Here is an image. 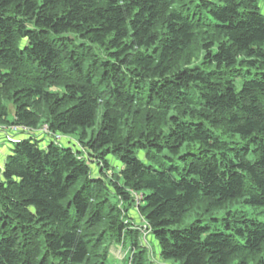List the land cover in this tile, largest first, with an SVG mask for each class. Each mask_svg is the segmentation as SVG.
I'll return each mask as SVG.
<instances>
[{
    "label": "trees",
    "instance_id": "obj_1",
    "mask_svg": "<svg viewBox=\"0 0 264 264\" xmlns=\"http://www.w3.org/2000/svg\"><path fill=\"white\" fill-rule=\"evenodd\" d=\"M0 125V264H264V0H0Z\"/></svg>",
    "mask_w": 264,
    "mask_h": 264
},
{
    "label": "rangeland",
    "instance_id": "obj_2",
    "mask_svg": "<svg viewBox=\"0 0 264 264\" xmlns=\"http://www.w3.org/2000/svg\"><path fill=\"white\" fill-rule=\"evenodd\" d=\"M13 112H11V114L9 115V119L12 120L13 119ZM100 119L98 117V120H97V124L99 123ZM14 126L12 127H8V125H0V168L2 167V163L3 161L5 160V157L3 156V153L6 152V156L10 154V150L12 148V144H9V147L8 148H5V144H7L6 140L4 139V136H6L7 138L9 137V140L8 142L10 141H13V140H16L18 138V135L19 134H23V133H28V135H36V136H39V139H43L45 137V142L46 143H50L51 141L55 140L52 136H51V133L48 129V126L47 125H43L42 127H40L38 130L34 129V131H29L27 130L26 132L23 131V128H19V130H13ZM88 132L90 133V129L88 130ZM61 136L58 137V139H60ZM63 142H67V143H71V144H74V146L80 148L81 147V144L78 142V138L77 136H74V137H69V136H63ZM9 142V143H10ZM2 147H4V149H2ZM2 152V153H1ZM109 162H110V171H111V175L112 174H118L119 171H120V168H121V164L120 162L113 158V157H109L108 158ZM241 208L243 210H247L249 212H252V208L247 206V205H243L241 206ZM139 215V214H138ZM141 217V218H140ZM139 218L140 220L142 219V216L139 215ZM259 219L263 220L264 218L259 215L258 216ZM143 222V220H141ZM140 223L138 224L139 226H142V242H143V245L146 246L150 252H154V251H157V247H156V242L155 240L150 236H148V232L146 230L147 226L143 223ZM150 240V243H149V240ZM151 244V245H150ZM152 246L155 248H152ZM115 252V255L117 256V258L119 257L120 260L124 259L125 255L126 257L128 258L127 254H128V250L126 251H122L124 253V255H122V252L120 250L116 251V250H113ZM126 253V254H125ZM151 254V253H150ZM120 255V256H119ZM151 257L153 260H155L156 262H158L157 258H155V256H153L151 254ZM161 263V262H160ZM158 263V264H160ZM162 264V263H161ZM164 264H168V263H164Z\"/></svg>",
    "mask_w": 264,
    "mask_h": 264
},
{
    "label": "crops",
    "instance_id": "obj_3",
    "mask_svg": "<svg viewBox=\"0 0 264 264\" xmlns=\"http://www.w3.org/2000/svg\"><path fill=\"white\" fill-rule=\"evenodd\" d=\"M4 139H5V140H6V142H7V144H5V148H8V147H9V144H12V143H13V141H14V140H13V141H11V142L9 141V142H10V143H9V142H8V140H9V137L7 138L6 136H4ZM2 149H4V147H2ZM1 153H2V152H1ZM3 156H4V157H6V152H5V153H3Z\"/></svg>",
    "mask_w": 264,
    "mask_h": 264
},
{
    "label": "built area",
    "instance_id": "obj_4",
    "mask_svg": "<svg viewBox=\"0 0 264 264\" xmlns=\"http://www.w3.org/2000/svg\"><path fill=\"white\" fill-rule=\"evenodd\" d=\"M19 128H21V127H19ZM19 128H18V127H14L13 130H14V129H15V130H19ZM23 130H25V128H23Z\"/></svg>",
    "mask_w": 264,
    "mask_h": 264
}]
</instances>
